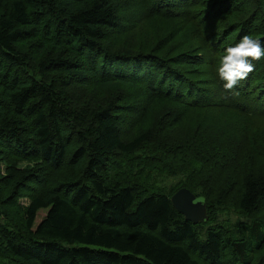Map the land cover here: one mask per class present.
Listing matches in <instances>:
<instances>
[{"label":"trees","instance_id":"obj_1","mask_svg":"<svg viewBox=\"0 0 264 264\" xmlns=\"http://www.w3.org/2000/svg\"><path fill=\"white\" fill-rule=\"evenodd\" d=\"M115 1L0 4V264H264V172L239 178L233 202L228 191L217 202L196 195L208 215L210 205L218 207L212 222L209 215L194 225L173 207L176 192L109 184L111 167L130 178L151 177L203 160L219 165L234 155L216 160L218 149L209 150L204 140L199 147L198 138L196 147L191 137L162 144L157 128L125 140L121 107L107 98L119 85L139 82L148 100L144 116L150 106L166 103L175 114L167 123L171 129L182 125L183 107L228 108L219 101L220 61L244 36L264 48V0H126L143 14L139 24L153 18L160 28L170 24L153 45L130 33L118 41L125 29ZM252 63L246 79L253 93L248 88L244 98L264 103V57ZM86 74L105 92L98 102L75 101L73 85ZM21 162L26 167L18 174ZM200 169L179 189H191ZM36 182L43 186L32 190L21 212L24 230L16 229L2 209L5 194ZM225 205L250 223L213 226L217 210L231 211Z\"/></svg>","mask_w":264,"mask_h":264},{"label":"rangeland","instance_id":"obj_2","mask_svg":"<svg viewBox=\"0 0 264 264\" xmlns=\"http://www.w3.org/2000/svg\"><path fill=\"white\" fill-rule=\"evenodd\" d=\"M7 3H9V0H0L1 6H5ZM115 5L121 15V25L123 24L124 29L127 30V32L122 31L123 36L119 37L118 40L120 43H123L126 35L130 33L127 37H134L136 42L153 45L169 31L170 24L167 23L166 26L160 28L161 22L156 18L139 24L138 18L143 19V14L137 15L136 11L140 9L135 6L134 8H128L126 0L125 2L124 0H116ZM134 17H136L135 20ZM137 24L138 26H136ZM111 41H107L106 44L109 46ZM78 59L84 60L83 58ZM82 63L84 62L82 61ZM86 75L88 78L85 81L73 85L72 94L75 101L93 100L94 103L98 102L101 100L99 95H103L105 92L99 91V84H96L97 80L95 78L93 79L90 74ZM248 80L240 81L232 91H226L223 88L225 82L222 81L223 84L218 90L220 92L223 89L219 101L228 106L226 109L204 111L183 107V123L175 129H171L169 125L167 126V123L175 114L170 113L171 110L168 111L170 105L166 103H162L160 106H150L144 116L145 109L148 106L147 94L143 92L144 85H138L139 82H135L136 84L133 85H119L112 89L107 93V98L108 100H116L117 105L121 107L119 108L118 118L121 119L120 129L125 140H130L148 129L157 128L160 130L159 137L162 144H179L191 137L192 145L196 147L193 138H198L200 141L199 147L200 145L203 146L202 140H204L210 143L209 150L218 149V157L214 159L222 158L221 156L228 157L230 154L234 155V159L231 161L226 160V162L219 165L215 160L214 162L203 160V162L192 164L191 167L175 174L169 173L167 170L155 172L151 177L143 175L140 178H130L127 176L128 173L125 174L126 171L122 169L120 171V167L117 165L116 168L114 165L109 172V184L127 183L139 186L140 191L146 193L173 195L180 190L179 187L188 180L190 175L202 165V169L192 177L191 183H188L191 187L188 190L197 196H202L207 200L206 202H217L219 197L225 198L226 191H228L227 196L233 202L237 195L239 186L237 181L239 178H243L249 171L254 174L264 172V103L256 99L244 98L248 94L246 91L248 88L253 93V87ZM0 166L4 172V164L0 163ZM25 167L26 164L19 163L16 173L19 174ZM41 176H45V173H42ZM42 186L41 182H36V184H29L27 186L29 189H21L11 195L10 190L5 194L9 198L2 209L6 211V218L10 219L8 224L14 223L17 226L16 229L24 230L22 228L23 218L21 212L29 204L31 193L34 190L37 192ZM195 187H197L196 193H194ZM228 187H231V189L228 190ZM12 199L14 200L11 202ZM225 206L232 207L230 208L231 211L217 210V218L213 221V226L222 224L225 227L234 228L241 222L250 223L249 220L240 217L235 206ZM215 207L214 205L209 207V215L212 217L210 222L215 216ZM206 229L200 232L205 234Z\"/></svg>","mask_w":264,"mask_h":264},{"label":"clouds","instance_id":"obj_3","mask_svg":"<svg viewBox=\"0 0 264 264\" xmlns=\"http://www.w3.org/2000/svg\"><path fill=\"white\" fill-rule=\"evenodd\" d=\"M225 52L220 61L218 75L225 82L223 88L226 91H232L254 70L252 61H258L264 57V48L258 40L251 36H244L235 46L228 47Z\"/></svg>","mask_w":264,"mask_h":264},{"label":"water","instance_id":"obj_4","mask_svg":"<svg viewBox=\"0 0 264 264\" xmlns=\"http://www.w3.org/2000/svg\"><path fill=\"white\" fill-rule=\"evenodd\" d=\"M173 207L194 225L204 224L209 220L208 206L190 190L183 188L171 198Z\"/></svg>","mask_w":264,"mask_h":264}]
</instances>
